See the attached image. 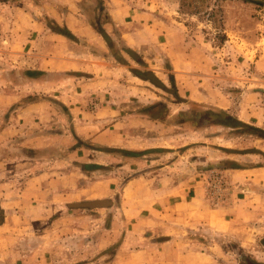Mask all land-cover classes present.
I'll return each mask as SVG.
<instances>
[{
  "label": "rangeland",
  "instance_id": "374dc122",
  "mask_svg": "<svg viewBox=\"0 0 264 264\" xmlns=\"http://www.w3.org/2000/svg\"><path fill=\"white\" fill-rule=\"evenodd\" d=\"M8 1L13 6L15 0ZM118 1L39 0L41 6L45 5L40 6L38 14L41 32L58 29L68 33L63 35L66 40L41 43L48 49L41 66L68 69L51 75L57 84L82 76V72H73L69 67L88 66L102 72L99 62L124 66V70L120 68L110 75L114 86L109 88L121 100L115 106L129 116L145 114L151 122L144 128L137 126L136 119L131 126L133 134L138 128L147 129L146 133L157 139L155 143L164 146L160 152L163 163L178 159L176 170L168 168L167 176L179 172V166L185 174L199 168L206 206H223L221 202L226 198L222 193L230 189L224 172L234 166L264 164V0H159L156 7L151 5L153 0H131V18L139 14L157 16L151 30L133 22L131 30L136 37L131 48L119 38L118 30L127 28L112 25L113 3L119 8ZM11 5L8 8L12 9ZM44 9L58 22L47 19ZM98 31L107 35L112 51ZM6 61L0 54V75ZM177 62L186 69L175 70ZM24 71L26 74L32 70ZM137 72L151 75L157 84L139 77ZM39 74L46 81V73ZM70 87L57 86L55 94L65 95ZM71 93L76 94L73 89ZM125 95L127 102H122ZM3 115L0 112V129L5 126ZM25 125L21 121L20 126ZM75 145L84 150L76 154L67 148L23 150L14 136L7 138L0 133V206L4 211L0 264H145L141 253L133 256L135 251L144 250L143 223L148 214L143 198L127 200L119 196V191L136 174L133 171L145 168L129 164L128 158L143 161L156 153L153 150V156H149L144 151L127 152L120 155L122 162L102 166L95 164L101 160L100 150L87 149L80 142ZM181 157L183 162L179 164ZM193 158L198 159L194 168L185 166ZM67 160L76 161L81 174H88L81 178L83 190L75 189L70 193L72 198L63 201L61 196L55 198L56 190L23 188L27 179L41 171L49 172V178L54 179L63 172L67 175L72 165L59 162ZM85 160L98 171L85 170L81 162ZM137 189H144V183ZM92 201H108V205L72 206ZM198 229L206 236L202 226ZM210 234V245L199 247L210 253L209 264H264V249L257 251L253 246L250 250L235 245L227 236ZM179 264L187 263L180 260Z\"/></svg>",
  "mask_w": 264,
  "mask_h": 264
},
{
  "label": "crops",
  "instance_id": "0c3cea01",
  "mask_svg": "<svg viewBox=\"0 0 264 264\" xmlns=\"http://www.w3.org/2000/svg\"><path fill=\"white\" fill-rule=\"evenodd\" d=\"M153 1L155 3L151 5L156 7L159 0ZM161 1L165 3L166 0ZM15 2H12L13 6L8 0L0 2V54L7 60L0 75V112L4 113L5 120V126L0 129V133L7 135V138L14 136L23 150L67 148L76 154L77 151L84 150L75 145L80 142L87 149L101 151L98 152L101 160H96L95 164L102 166L122 162L120 155H126L127 152L144 151L153 156L151 153L154 150L155 157H146L143 161L138 159V163L135 158H128L129 164L144 165L145 168L141 172L133 171L136 174L131 176L119 191V196H124L127 200L138 201L143 198L142 202L148 214L143 223L146 232L144 250L135 251L133 256L141 253L145 264H179L180 260L187 264H209L210 253L202 252L199 247L210 245L211 231L229 237L240 247L252 250L255 246L254 250L257 251L264 249V164L229 168L224 174H227L225 182L230 189L228 193H222L227 202H221L223 206L219 204L220 206L214 209L206 206L205 188L198 172L199 168L185 174L179 166V172L167 176L168 168L173 167L176 170L178 159L170 164L163 163L160 152L164 146L155 143L157 139L146 133L149 132L147 129L138 128L135 134L134 129H131L136 119L137 126L146 128L145 125L151 123L147 115L129 116L120 106H115V103L119 104L121 100L114 96L113 90L109 88L114 86L110 75L120 68L124 70V66L111 61L99 62L102 72L88 66L79 69L69 67L73 72H82V76L57 84L55 77L51 80V75L55 74L54 71L68 69L56 65L42 67L41 58L48 49L46 46L42 47L41 43L48 39L66 40L65 36L48 32L46 29L41 32L39 0ZM117 3L119 8H114L116 3H113L112 25L127 28L118 30L119 38H124V46L131 48V43H134L132 39L136 37L131 30L133 22L136 20L135 26L151 30L157 16L139 14L138 17L131 18L134 13L131 0H119ZM9 4L12 9L8 8ZM43 6L45 5L41 7ZM43 12L47 19L58 22L56 17L47 14L46 9ZM149 22L152 24H148ZM67 28L69 30V27ZM161 36L165 35H159ZM91 64L93 66V63ZM173 67L175 70L186 69L184 65L179 66V62ZM25 68L32 71L25 74ZM40 72L46 73V81H43ZM65 85L72 87L65 95H56L55 87ZM72 89L75 95L71 93ZM126 97L128 96H123L122 102H127ZM91 103H95L94 108ZM21 121L26 125L20 126ZM62 142L66 145H61ZM196 160L198 159H191V163L185 166L191 165L194 168ZM59 162L72 165L73 168H69L67 175L63 172L55 179L49 178V172L41 171L27 179L23 188L38 191L56 190L55 198L59 199L61 196L63 201L72 198L71 194L75 189L83 190L84 182L81 178H87L88 174H81L82 171L75 167L79 165L76 161ZM81 162L85 164V170L98 171L90 161ZM182 162L181 157L179 164ZM112 174H115V171ZM72 175L75 176L72 178ZM141 183H144V189L138 190L137 186ZM60 192L61 195H58ZM138 226L140 225H136ZM200 226L202 231L207 233L206 236L198 229ZM185 246L188 248H184ZM128 260L131 262L130 258Z\"/></svg>",
  "mask_w": 264,
  "mask_h": 264
},
{
  "label": "trees",
  "instance_id": "16d2710c",
  "mask_svg": "<svg viewBox=\"0 0 264 264\" xmlns=\"http://www.w3.org/2000/svg\"><path fill=\"white\" fill-rule=\"evenodd\" d=\"M55 32H57V33H60V34H62V35H65V36H68V33H65V32H62V31H58V29H55L54 30ZM99 32V34L103 37V39L107 42V46H108V48L112 51V48H110L111 46H110V44L108 43V37H107V35L103 32V31H98ZM127 52V54L128 55H130V56H134V52L133 51H130V50H127L126 51ZM113 57H115V56H113ZM139 77H142V78H148V79H150L153 83H156L157 84V81L151 76V75H148V76H146V75H142L141 73H136ZM3 220H4V211H3V209L1 208V206H0V224H2L3 223Z\"/></svg>",
  "mask_w": 264,
  "mask_h": 264
},
{
  "label": "water",
  "instance_id": "95a60500",
  "mask_svg": "<svg viewBox=\"0 0 264 264\" xmlns=\"http://www.w3.org/2000/svg\"><path fill=\"white\" fill-rule=\"evenodd\" d=\"M108 205V201H92L79 204H73V207H104Z\"/></svg>",
  "mask_w": 264,
  "mask_h": 264
}]
</instances>
